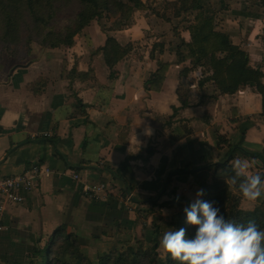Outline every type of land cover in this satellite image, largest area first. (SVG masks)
<instances>
[{
	"label": "crops",
	"instance_id": "1",
	"mask_svg": "<svg viewBox=\"0 0 264 264\" xmlns=\"http://www.w3.org/2000/svg\"><path fill=\"white\" fill-rule=\"evenodd\" d=\"M209 2L219 11L221 29L249 53L250 66L264 71L261 0ZM234 13L241 15L238 24L231 19ZM176 22L179 28L182 19ZM169 26L157 22L147 33L132 25L116 31L118 41L128 46V55L113 82L103 54L90 65L95 79L85 77L93 53L107 38L102 27L96 29L94 39L98 37L99 43L76 47L81 56L80 78L74 83L77 97L68 89L61 49L35 47L29 62L16 64L4 58L0 63V177L22 174L35 163L52 171L24 195L22 203L0 204V264H28L29 255L43 249L61 225L78 235L82 252L93 264L111 249L135 247L143 236L149 243L154 225L161 228L177 214V198L184 196L191 203L199 198L190 174L222 160L216 134L233 117L237 130L230 137H244L243 153L237 157L252 163L253 172L264 173L262 98L253 90L198 106L197 85L184 83L181 92H187L192 105L169 125L184 67L175 47L182 37L190 38L188 32L179 29L177 35ZM156 43H163L161 53L152 52ZM158 62L170 65L164 88L147 93L145 83L152 81ZM40 78L47 86L35 95L29 86ZM250 135L254 137L249 139ZM75 173L81 181L72 178ZM85 184H104L107 195L87 197ZM263 201L264 196L255 203L242 198L240 209L252 212Z\"/></svg>",
	"mask_w": 264,
	"mask_h": 264
},
{
	"label": "trees",
	"instance_id": "2",
	"mask_svg": "<svg viewBox=\"0 0 264 264\" xmlns=\"http://www.w3.org/2000/svg\"><path fill=\"white\" fill-rule=\"evenodd\" d=\"M154 2L156 6L149 5L146 0H0V63L5 53L16 64H22L33 59L36 46L41 49H61L65 52L68 89L71 96L77 97L74 83L80 78L81 56L76 53V47L83 32L98 21L107 36L105 45L93 53L85 77L95 79L90 65L94 58L103 54L113 82L121 73V64L128 55V46H123L114 33L128 29L132 24L127 25L126 21L136 12L146 11V14H153L167 24L182 19L184 29H181L188 32L190 37H182L180 44L175 47L177 61L184 67L178 82V102L170 106L169 125L177 120L182 109L192 105L187 92H181L184 83L187 87L197 85L198 106L251 89L262 98L264 116V71L251 67L249 53L241 45L235 44L230 33L221 29L220 14L214 9L213 3L209 0ZM261 3L264 7V0ZM174 31L179 35L178 27ZM163 48V43H156L152 52L159 50L161 53ZM150 57L156 59L152 53ZM169 66L168 62H158L152 81L145 83L147 93L162 91ZM46 86L47 82L40 78L31 83L29 88L37 95L45 91ZM78 107L83 109L81 104ZM81 112L84 113L83 110ZM236 124L237 119L233 117L221 125V130L216 134V149L222 154V160L210 167L194 170L190 175L193 177V186L204 191L199 199L214 202L221 214L234 223L254 220L264 230V201L256 210L244 211L240 209L242 195L238 186L230 184V177L234 174L230 165L242 150L240 147L244 139L243 136L239 140L230 137L237 130ZM175 203L178 204V212L169 223L171 229L185 228L186 237L194 238L197 226L186 223L184 211L192 203L184 196ZM154 226L155 236L149 243L143 236L137 239L135 247L111 249L99 257L98 264H176L169 255H162L158 251L164 233L159 226ZM29 259L28 264H93L82 252L78 235L67 225L59 226L46 246L36 249Z\"/></svg>",
	"mask_w": 264,
	"mask_h": 264
},
{
	"label": "clouds",
	"instance_id": "3",
	"mask_svg": "<svg viewBox=\"0 0 264 264\" xmlns=\"http://www.w3.org/2000/svg\"><path fill=\"white\" fill-rule=\"evenodd\" d=\"M230 166V184L238 186L244 200L255 203L264 196V173L253 172L252 163L240 157ZM196 195L203 196V189ZM184 211L186 223L197 226L195 237L187 238L185 228L171 229L159 241L158 251L176 264H264V230L254 220L234 223L214 202L199 198Z\"/></svg>",
	"mask_w": 264,
	"mask_h": 264
},
{
	"label": "built area",
	"instance_id": "4",
	"mask_svg": "<svg viewBox=\"0 0 264 264\" xmlns=\"http://www.w3.org/2000/svg\"><path fill=\"white\" fill-rule=\"evenodd\" d=\"M261 39L264 46V28ZM51 174L52 171L48 167H43L35 163L22 174L0 177V204L3 201H11L16 204L22 203L25 199L24 195L32 192L42 180L51 177ZM72 178L75 181H81L79 174H73ZM83 192L87 197L94 198L102 194L107 195V188L104 184H85ZM130 208L128 206L127 211Z\"/></svg>",
	"mask_w": 264,
	"mask_h": 264
},
{
	"label": "rangeland",
	"instance_id": "5",
	"mask_svg": "<svg viewBox=\"0 0 264 264\" xmlns=\"http://www.w3.org/2000/svg\"><path fill=\"white\" fill-rule=\"evenodd\" d=\"M146 1H148L149 2V5H152V6H156L157 4L154 2V0H146ZM213 3V2H212ZM213 7H214V9H215V4L213 5ZM216 11H218L217 9H215ZM222 12V11H221ZM224 14V13H223ZM231 19L232 20H237L236 22H237V24H238V22L240 23L241 22V15H238V14H236V13H234V16H233V14H232V16H231ZM177 20H174V21H172V24H167L166 23V25L168 26V27H170L169 25H171L172 27H174V28H176L177 26H174V22L175 23H177L176 22ZM157 22H161V23H165V22H163V20H161V19H158L156 16H154L153 14H150L149 13V15L148 14H146V11H143V12H140V11H138V12H136L135 14H134V16L133 17H130L129 19H127V21H126V24L128 25V24H132V26H136V28H138V29H142V28H144L145 29V31H146V33H147V29L149 28V27H151V25L152 24H154V23H157ZM99 27H102V24L101 23H99L98 21H95V23L93 24V26L91 27V28H89L88 30V32H86V34H84L83 36H80L79 37V44H84V43H89V42H91V41H98V43L100 42V40H98L99 38L98 37H96L95 39H94V35L96 34L95 32H96V29H98ZM181 28H183L184 29V26H179V28L178 29H181ZM147 35V34H146ZM137 36V35H136ZM142 37V36H141ZM138 38V37H137ZM150 38H152V37H150ZM141 39V38H140ZM146 39H148L149 40V36H147L146 37ZM141 41H142V39H141ZM78 44V45H79ZM77 45V46H78ZM37 47V46H36ZM76 53H78V50L76 51ZM4 58H9L8 56H7V54L5 53L4 54ZM10 60H12V59H10ZM13 61V60H12ZM254 136L253 135H250L249 136V139L250 138H253ZM241 151H239V153H240ZM242 153V152H241ZM172 220V219H171ZM171 220L170 221H166L165 222V224L163 225V226H161V230H162V232L163 233H165L166 231H169V230H171V227H170V225H169V223L171 222ZM155 227V226H154ZM155 229V228H154ZM160 253L162 254V255H164V253L162 252V251H160Z\"/></svg>",
	"mask_w": 264,
	"mask_h": 264
},
{
	"label": "water",
	"instance_id": "6",
	"mask_svg": "<svg viewBox=\"0 0 264 264\" xmlns=\"http://www.w3.org/2000/svg\"><path fill=\"white\" fill-rule=\"evenodd\" d=\"M240 149H241V148H240ZM151 150H152V148H150L148 151L150 152ZM235 151H236V149L233 150V152H235ZM229 159H230V157L227 159V161H228ZM227 161H226V162H227Z\"/></svg>",
	"mask_w": 264,
	"mask_h": 264
}]
</instances>
